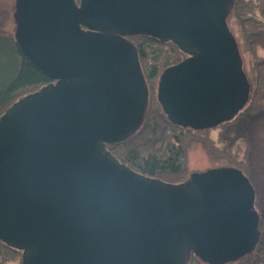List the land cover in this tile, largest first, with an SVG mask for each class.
Listing matches in <instances>:
<instances>
[{
	"label": "water",
	"instance_id": "95a60500",
	"mask_svg": "<svg viewBox=\"0 0 264 264\" xmlns=\"http://www.w3.org/2000/svg\"><path fill=\"white\" fill-rule=\"evenodd\" d=\"M234 0H15V35L50 82L0 115V239L21 264L211 263L259 237L254 189L237 167L179 183L140 174L106 145L148 102L127 35L172 41L157 98L172 121L209 128L244 107L250 82L229 29Z\"/></svg>",
	"mask_w": 264,
	"mask_h": 264
},
{
	"label": "trees",
	"instance_id": "16d2710c",
	"mask_svg": "<svg viewBox=\"0 0 264 264\" xmlns=\"http://www.w3.org/2000/svg\"><path fill=\"white\" fill-rule=\"evenodd\" d=\"M14 9L15 0L12 5L0 0V45L8 48L13 59L8 76L0 84V115L21 96L54 81L18 43ZM230 16L239 27L254 72L248 100L237 115L209 128L170 120L157 98L158 80L166 67L188 54L172 41L140 33L127 35L136 46L148 102L138 128L106 148L132 170L173 183L186 180L190 174L187 150L192 141L201 143L209 155L226 158L253 186L259 237L248 253L221 264H264V0H234ZM21 254L20 249L0 239V264H21ZM186 264L211 263L191 251Z\"/></svg>",
	"mask_w": 264,
	"mask_h": 264
},
{
	"label": "rangeland",
	"instance_id": "374dc122",
	"mask_svg": "<svg viewBox=\"0 0 264 264\" xmlns=\"http://www.w3.org/2000/svg\"><path fill=\"white\" fill-rule=\"evenodd\" d=\"M6 1L9 5L14 3V0H2ZM228 26L235 39H237V45L239 48V52L242 59V68L249 78L251 83H253V75L254 72L252 70V58L245 49V45L243 44V40L241 38V34L239 32V27L233 17L228 15ZM7 27H11L10 24H7ZM7 47L5 49L2 45H0V84L3 83L8 76L10 71V67L13 63V59L7 51ZM8 55V56H7ZM264 143V138L261 139ZM232 163L228 161L226 158L216 155H209L201 143L192 141L187 150V169L188 172L192 171H202L209 168L216 167H231ZM264 181V180H263ZM230 264V263H229Z\"/></svg>",
	"mask_w": 264,
	"mask_h": 264
}]
</instances>
